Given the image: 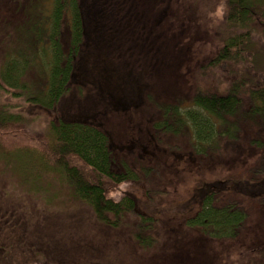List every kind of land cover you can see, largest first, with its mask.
<instances>
[{
  "label": "trees",
  "instance_id": "obj_1",
  "mask_svg": "<svg viewBox=\"0 0 264 264\" xmlns=\"http://www.w3.org/2000/svg\"><path fill=\"white\" fill-rule=\"evenodd\" d=\"M136 5L131 0H0V33L5 34V44L2 43L0 50V90L14 93L13 96L18 93L15 97L20 95L23 99L22 105L17 107L0 99V143L6 144L3 149L0 146V155L5 162L11 156H25L30 163H38L57 176L72 198L89 207L95 220L107 228L120 227L125 215L136 213V206L144 205L142 208L140 205L141 210L138 208V228L132 234L139 246L152 248L156 237L158 239L160 212H157L155 230L156 217L147 197L141 203L131 194L121 192V196H112L109 192L124 182H138L140 174L150 176L154 165L147 156H142L141 162H130L127 154L120 151L135 147L133 141L129 147L115 145L113 137L94 119L95 115L100 117L105 113L99 112L101 110L119 109V102L109 91L110 85L108 89L107 84L102 85L103 90L93 85L91 93L87 85L82 84H86L91 73V66L85 60L93 49H86L87 32L97 28V34L103 35L99 38L109 47L106 52L123 59L118 51V39L123 38L116 36L115 31L123 28L124 32L127 26L137 28L138 16H143L146 10ZM124 6H129L131 11L122 10ZM225 7L231 26L249 27L257 23L264 37V0H227ZM127 13L129 16L132 13L135 23L131 18L122 23L121 18ZM156 29L157 24L143 29L149 43L155 41ZM108 33L113 34L115 43L105 41ZM8 34L15 35L12 45L7 43ZM241 37L244 40L241 43L226 40L218 47L209 58V67L228 63L232 78L238 77L233 63L242 60L239 56L245 48L253 47L249 36ZM93 38L96 41V37ZM241 72L240 78L234 79L224 91L196 94L189 101L177 93L162 99L150 90L145 95L146 110L141 107L135 111L142 103L125 101L128 108L123 112H129L128 116L147 114L145 140L167 147L173 145L181 149L187 159H194L193 164L199 162L202 168L217 163L225 169L216 178L210 173L212 176L204 182L199 179V173L197 181L189 171L193 180L189 179L188 183L201 184L196 186L195 192L181 195L178 202L170 205L173 215L179 218L165 227L168 230L176 227L182 233L175 237L180 251L173 256L174 264H211L207 255L218 243L227 246L223 256H231L233 264H264V229L258 235L250 231L254 213L247 207L258 205L259 213L264 211V73L251 79ZM126 77L116 89L124 92L129 85L125 93L133 92L134 99L138 100L141 91L137 81L133 76ZM157 88L160 89V85ZM69 97L82 99L76 103L79 112L83 104L84 111L92 108L87 118L94 120L64 119L55 115L56 120L48 123L42 131L43 138L37 141L36 132L27 129L29 116L18 110L25 104L55 114L74 101L67 100ZM89 98L93 100L88 102ZM138 146L143 153L153 156L152 149ZM136 162L140 163L139 167ZM205 173L203 179L207 178ZM36 177H21L20 187L32 195L47 193L48 188L44 192L42 186L48 180ZM2 180L0 177V182ZM154 183L155 178L149 188ZM157 183L162 184L158 178ZM154 187L161 188L160 185ZM44 197L47 202L48 198ZM5 199L11 202L0 186V264H73L66 259L65 246L53 235L43 233L40 241L35 240L31 234L34 225L25 216V208H19V212L12 204L4 206ZM181 210H186L185 214H180Z\"/></svg>",
  "mask_w": 264,
  "mask_h": 264
},
{
  "label": "rangeland",
  "instance_id": "obj_2",
  "mask_svg": "<svg viewBox=\"0 0 264 264\" xmlns=\"http://www.w3.org/2000/svg\"><path fill=\"white\" fill-rule=\"evenodd\" d=\"M226 1L131 0L133 4L145 8L146 11L143 12V16L137 15L139 18L137 28L131 29L126 25L128 29L125 28L124 32L123 28H119L120 32L115 31L116 36L123 38V40L118 39L120 43L118 51L122 53L123 59L106 52L109 47L101 41L103 39L99 38L103 35L97 34V28L95 30L92 28L87 32L89 38L86 42V49L88 48V51L91 47L93 49L90 50L89 57L85 60L91 66V73L86 84H82L87 85L91 93L93 85H98L97 87L101 90H103L102 85L106 87L107 84V89L110 85L109 91L115 95L116 101L119 102L118 111L101 110L99 112L105 111L107 113L106 118H102L105 114L103 113L100 117L95 115L94 119L113 137L115 145L129 147L130 142L133 141L135 147H131L128 151L123 148L120 151V153L127 154L129 161L141 162L142 156H147L154 165L153 173L150 176L146 177L140 174L138 182H124L115 188L117 190L112 189L109 193L112 196L131 194L141 203L144 201V197L149 199L153 214L156 217L155 230H157V212H160L158 213L160 215V228L157 230L159 233L158 239L156 237V244L152 248L141 247L132 234L134 229L138 228L136 224L140 214L138 208L140 209L141 204L136 206V213L124 216L120 227L116 229L107 228L95 220L89 207L72 198L67 186L60 182L57 176L44 170L38 163H30L25 160L27 159L25 156H11L5 162L0 155L2 167L0 168V177L4 180L0 182V186L3 194L11 200L10 202L5 199L4 206L11 207L10 204H12L19 212V208L22 210L25 208V216L34 225L31 228V234L35 240L40 241V235L43 233L49 236L53 235L61 246H65L63 251L67 255L66 259H69L73 264H174L173 256L176 257L180 251V249L178 250L179 243L175 237L182 233L176 227L169 230L165 227L173 224L179 218L177 214L173 215L174 211L171 210L172 206L170 205L178 202L181 195L186 196L190 194L189 192H195L196 186L201 184L188 183L189 179L193 180L192 175L188 174L189 171L195 177L199 173V179L204 182L208 180L210 173L216 178L222 175L221 172L225 169L217 163L207 168L199 166V162L198 164L195 163V166L193 164L194 159H187L181 149L173 145L172 147L159 145L157 142L152 144L150 140H145L146 127L144 124H147L148 120L145 122L144 118L147 114L144 112L138 114L135 111L141 107L146 110L145 95L148 90L152 91L153 94L158 93L162 99H169L170 95L177 93L180 98L189 101L196 94L224 91L234 79L240 78L241 70L251 79L264 73L263 32L257 23H253L249 27L231 26L226 17ZM122 10L131 11L129 6L122 7ZM130 18L133 23L136 22L132 13L131 16L127 13L121 18L122 23L125 24ZM112 23H115V20ZM155 24H157V36L153 43H149L145 39L146 31L143 29L150 25L155 26ZM242 35L245 38L249 36L253 47L251 49L245 48L244 53L239 56V59L242 60L233 63V68L238 73V77L232 78L234 77L233 71L228 63H223L220 67H209V58L213 56L218 47L221 48L226 40L230 43H236L237 40H240L239 43H241L244 41ZM93 37H96V41H93ZM107 37L106 42H116L112 33H108ZM14 40V34L7 35L9 45H12ZM95 42H97L96 46H92ZM2 43L5 44V34L0 33V50H2ZM256 51L263 55L256 53ZM255 57L257 58L256 62ZM126 75L128 76L127 79L133 76V79L137 81L136 84L139 85L141 94L138 100L134 99L133 92L125 93L129 85L125 87L124 92H120L122 89H116L120 86L121 80L124 81ZM158 85H160V89L157 88ZM13 94L4 93L0 90V99L16 107L22 105L23 99L20 95L18 98L15 97L18 93L15 96ZM67 100L74 101L67 108H63L55 114L25 104L23 109L18 110L29 116L27 129L30 132H36L34 136L37 137V141L43 138L42 131L47 128L48 123L52 119L56 120L55 115L64 119L87 118L89 117L87 112L93 111L92 108L84 111L85 106L83 104L79 112L76 106V103L82 100L79 97H69ZM92 100L89 98L88 102ZM125 101L135 104L142 103V106L134 109L135 114L128 116L129 112L126 114L123 112L128 108ZM155 101L157 100L155 99ZM95 104L100 109V105ZM187 104L189 103L187 102ZM24 109L31 112H25ZM87 119L94 120L93 118ZM16 144L14 142L15 146ZM136 144L152 149L153 156L143 153ZM0 146L3 149L6 144L1 142ZM136 164L138 167L140 166V163L136 162ZM193 167L198 169L193 170ZM157 168L160 169V171L158 170V177ZM163 169H165V173ZM203 173L206 174L207 178H202ZM228 173L230 174V172ZM23 176L35 178L39 176L41 179H45L44 181L48 180V183H44L42 186L44 192L48 188L47 193L32 195L26 192V189L21 188L19 184V179ZM154 178L155 183L149 188ZM157 178L162 184L157 183ZM159 185L161 186L160 189L154 187ZM45 195L48 198L47 202L44 201ZM250 202L252 203L251 200ZM142 207L144 205H141ZM247 207L252 208L254 213L251 218L250 231H256L257 235L262 234L260 230L264 229V221L262 220L264 211L260 214L258 205ZM185 212L186 210H181L179 213L185 214ZM28 226L30 227V225ZM225 247L227 246L224 243L214 245L215 250L210 251L207 255L212 260L211 264H233L234 259L230 258L231 256H226V258L223 256Z\"/></svg>",
  "mask_w": 264,
  "mask_h": 264
}]
</instances>
